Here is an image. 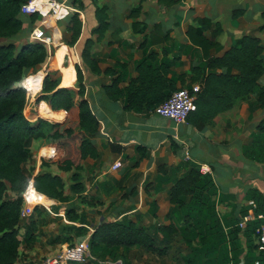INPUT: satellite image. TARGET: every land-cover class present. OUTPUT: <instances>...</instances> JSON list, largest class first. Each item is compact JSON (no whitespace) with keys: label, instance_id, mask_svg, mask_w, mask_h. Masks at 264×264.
<instances>
[{"label":"trees","instance_id":"obj_1","mask_svg":"<svg viewBox=\"0 0 264 264\" xmlns=\"http://www.w3.org/2000/svg\"><path fill=\"white\" fill-rule=\"evenodd\" d=\"M27 1L0 0V264H16L20 256L19 248L23 242L19 238L24 203L22 191L26 185L28 186L24 164L32 156V142L43 140L49 148L55 149L53 155L41 158V164L44 167L55 164L60 170L73 171L71 190L75 193L84 190L78 172L82 168V161L87 157L97 158L100 155L93 140L100 129V121L86 97L84 75L79 64L74 65L78 83L75 88L60 86L57 79L49 75L45 77L43 92L37 97V101L40 102L38 110L44 118L39 117L31 121L24 113L27 97L21 81L28 68L46 62L49 56L48 47L40 41L30 40L18 45L12 39L24 27L21 8ZM158 1L171 6L181 0ZM101 11L104 12L100 8L97 16L100 28L103 29L108 21L107 15L101 14ZM140 11L141 5L132 14L138 16ZM243 12V10L234 12V17L242 15ZM27 17L35 23L39 14L34 13ZM68 18L70 21L66 29L70 32L71 38L68 44L74 45L81 34L82 22L78 13H73ZM140 23L134 22V27L137 28ZM160 28L161 22L155 23L154 29L150 36L145 38L144 43L149 40L156 44L167 40L169 32L163 33L161 39L155 38V33ZM207 30L211 31V36L205 34ZM222 31L219 21H213L209 17L196 18L195 23L188 27L187 35L192 44L200 48L204 60L202 63L193 65L189 73L175 74L171 71V62L166 59L159 60L158 51L153 49L137 63V76L133 77L127 86H119L122 81L119 76L105 85L108 95L114 100L125 99V107L129 110L149 113L180 88L178 82L184 87L199 82L201 89L197 93V109L188 116V122L198 130H203L219 114L234 107L238 101L251 97L254 91L260 88L257 97L250 101V111L264 108V85L260 86L259 83L264 75V41L258 36L246 34L223 55H212L211 50L219 47L217 37ZM65 54H68L72 61L71 47L66 45L62 56ZM82 59L95 73L102 72L97 66V60L91 55L89 41L83 48ZM111 71V68H107L104 72ZM52 118L64 120L61 122L48 120ZM262 138L264 118L257 125L251 141L244 147V154L248 158L264 163ZM260 145L261 151L258 149ZM49 148L45 147L43 152L49 153ZM141 159L142 156L136 163L138 164ZM184 169L185 171L178 176ZM171 171L176 177L169 189V200L172 205L166 219L170 220V223L158 225L161 243L145 226L130 218L104 221L95 227L89 239L93 255L102 260L109 255L115 260L119 257V250L129 251L137 247L163 256L168 252V244L179 233L186 236L190 245L191 233L198 236L202 244L213 242L224 235V227L215 209L219 188L213 175L203 173L199 164L190 160L180 162L172 167ZM160 172L166 173L168 169L162 166ZM8 185L12 191L22 194L7 197ZM27 186L26 190L29 187ZM34 186L37 191L50 198L69 200L64 193L63 179L58 174L44 170L35 177ZM82 198L85 199L84 196ZM245 199L247 203L241 206L238 222L229 234L235 239L242 229L246 239L250 241V246L259 249L256 229L264 221L260 217H264V192L257 187H250L246 191ZM154 205L152 212L155 214L157 206ZM182 209H185V212L177 224L174 217ZM250 214L254 218L249 220L245 227H240L241 219ZM67 217L72 221L85 220L74 208L67 209ZM80 227L78 236L86 232L85 227ZM26 239H34L32 229L26 232L23 240ZM213 249L214 245L210 246L207 252H213ZM204 255L203 250L192 247L184 259L187 264H210L209 260L203 261ZM257 258L264 264V248L258 251Z\"/></svg>","mask_w":264,"mask_h":264},{"label":"crops","instance_id":"obj_2","mask_svg":"<svg viewBox=\"0 0 264 264\" xmlns=\"http://www.w3.org/2000/svg\"><path fill=\"white\" fill-rule=\"evenodd\" d=\"M59 1H67L73 8L70 15L78 13L82 22L81 34L74 44L75 50H72L73 62L66 55L69 56L72 68L68 69L69 74L60 81V86H77L74 65L79 64L84 75L86 97L100 121V129L93 139L100 155L97 158L87 157L82 161V168L78 172L84 190L75 193L71 190L73 171L60 170L55 164L49 167L41 164V158L53 155L55 149L38 145L39 140L32 142L31 151L32 157H36V168L30 171L33 185L31 183L23 195L27 202L41 204L32 206V212L21 218L19 238L21 229L25 230L24 237L32 229L34 239L22 242L20 254L25 251L29 255L24 254L22 260H19V256L16 264L29 262L34 253L43 251L42 244L48 245L47 240L60 236L62 233L53 225L61 221L62 224L78 222V227L86 228L84 234L75 237L74 243L82 240L89 242L95 227L104 221L130 218L143 226L154 222L157 225L170 223L166 214L172 205L169 189L173 179L168 176L170 169L182 161L207 164L222 192L235 195L240 206L247 203L245 195L248 188L257 187L264 192V163L252 160L244 154L245 145L251 141V132L264 118V108L250 111L252 96L238 101L203 130H198L188 121L175 123L153 111L144 113L129 110L125 107V99H112L105 88V85L118 76L122 80L119 86H127L137 76V63L153 49L158 51L159 60L166 59L171 62L170 68L175 74L189 73L193 65L204 61L200 48L192 44L187 35L188 27L198 17H209L222 25L223 31L217 37L219 47L211 50L212 55H223L246 34L258 36L264 41V0H181L171 6L158 0ZM140 5L138 16L132 14ZM100 8L104 10L101 14L105 13L108 21L103 29L100 28L97 16ZM238 10H243V14L234 17V12ZM46 19L48 27L53 26V39L58 41L59 21L56 22L51 15H47ZM64 21L67 23L70 19ZM136 21L141 22L137 28L134 27ZM158 22H161V28L155 33V38L161 39L166 32H169V38L156 44L149 40L144 43ZM63 29L65 33H70L66 26ZM205 34L211 36V31L207 30ZM21 35L19 33L12 39L23 40ZM87 41L101 73H95L82 59V51ZM65 47L66 45L58 52V60H61ZM107 68L112 71L105 73ZM38 72L31 76L30 86L25 85L33 95L38 92L37 97L43 92L41 87L44 77V73ZM259 83L260 86L264 85L261 79ZM178 85L184 87L180 82ZM35 89L38 91L35 92ZM63 119H55L54 122H61ZM45 147L50 149L49 153L43 152ZM140 156L142 159L137 164ZM117 162L120 166L114 169L113 165ZM162 166L168 172H160ZM44 170L62 177L64 193L69 200L50 198L36 190L35 177ZM184 171L185 169L180 171L178 176ZM27 175L29 177L28 173ZM11 192L14 193L8 185V193ZM53 203L57 209L78 208L76 212L86 214L84 222L70 220L67 210L56 211L50 205ZM154 204L157 206L155 214L152 212ZM43 215L46 217L43 218ZM56 215L62 218L57 221ZM25 247L27 248L24 249Z\"/></svg>","mask_w":264,"mask_h":264},{"label":"rangeland","instance_id":"obj_3","mask_svg":"<svg viewBox=\"0 0 264 264\" xmlns=\"http://www.w3.org/2000/svg\"><path fill=\"white\" fill-rule=\"evenodd\" d=\"M38 22H39L38 20L35 23L31 22L30 20L27 21L26 18L24 17V24L27 23V25H24L22 31L20 32L22 34L21 36H23L24 39L23 40L22 39L18 40L16 38L14 39L18 45H21L24 42L32 40L31 34L33 32V28L38 24ZM67 23L64 20H61L57 23L59 31H60V39L58 41L54 40L52 44L48 46L49 56L46 62L36 67L28 68L26 70L25 76L23 78V85L30 86L29 84H31V76L33 75V73L38 72V71H39L38 72L39 74L44 73L41 92L43 91L44 80L47 75L51 76L53 79H57L59 82L65 79L66 76H68L69 74L68 69L71 66L69 62V58H68L69 56L66 57V55L68 54L63 55L61 60L57 59V54L63 46L67 45L71 47L72 50H75L74 48L76 47L74 45L68 44V41L71 39L70 33H65L66 31H63L64 30L63 28L64 26H66ZM47 28H48V33L52 34L54 37L53 26L49 25V27ZM261 82L262 84H264L263 77L261 78ZM185 87H188V86H185ZM260 90L261 88L258 89L257 92L253 93L252 100H254L257 97ZM37 91L38 89L37 90L35 89V92ZM30 93L31 94H29V96L26 95L27 103H26V108H25L24 113L29 120L35 121L38 117H42L40 116L41 114L39 113L38 108H36L38 106V101H37L38 92L34 95L32 92ZM34 117H37V118L32 120ZM54 120L55 119L53 118L50 119V121H54ZM256 128L251 132V137L256 131ZM261 142H262V146L264 147V138H262ZM38 145H41V146L46 145V142L43 140H39ZM260 148H261V145L258 148L259 151H261ZM35 161H36V157L31 156L29 160L24 164V169H25V172L29 174V179H31L30 171L33 168H36V166H34ZM27 165L29 166L27 167ZM168 177L169 179H174L176 177V174H174L171 171ZM26 186H25V189L22 191L23 194H24V191L26 190ZM218 188L219 190L216 196L215 209L221 220L222 226L224 227V235L222 234V237L218 238L217 240L213 242H209L207 244L206 243L202 244L200 243V238L191 233L189 236V239L192 240V244L190 245L188 244V239H186V236H183L181 233H179L178 235H176L175 239L171 243L168 244L169 245L168 252L167 254L163 256L149 253L142 248L133 247L129 251H125L123 249L119 250L118 251L119 257L115 260L113 257L109 255H106L105 258H103L102 260L99 257H96L95 255H93L90 251V253L86 254L85 260L81 264H112L113 262H118V261L121 264H187L184 259V256L190 252L192 247H196L200 250H203V253L205 254L203 257V261L209 260L208 263L210 264H213L215 262L216 264H262L261 261L258 260L257 258L258 251H260L261 249L260 248L253 249V247L250 246V241L246 239V236L244 235V230L241 229L240 233L237 235V238L235 239H232V237L230 236L229 234L230 230L237 224L238 218L240 217L241 206L240 204H238V200L235 195L223 193L219 185H218ZM19 194L20 193L18 192H14V193L11 192V194L7 192V197L9 196L16 197ZM23 194L22 196L24 200V203H23L24 207L37 205L35 203L27 202ZM50 205L51 207L54 206L52 208L59 212L67 210V208L57 209L55 207L56 204L54 203ZM72 208L78 211V208L76 207H72ZM184 212H185V209H182L177 213V216L175 215L174 220L177 224H179L180 220H182ZM78 214L81 215L83 219L86 218V214H84V212H79ZM44 216L46 217V215H43V218ZM59 218H62V216H59V215L55 216V220L58 221ZM24 221L27 222V220H24ZM57 224L53 225V227H56L59 230V232L62 234L55 238L51 237L52 239L47 240L48 245H46V243L42 244L43 247L46 246L45 250L42 247L41 248L43 250L42 252L39 251L37 253H34L33 256L31 257V260L29 262H25L24 264H42L43 261H47L51 259L52 256H54L55 252H57V250L61 246L74 244V239L76 236H78L80 232V229L78 228H81V227H78L79 226L78 222L62 224V221H61ZM145 227L156 238V240L159 243H161V240H160L161 235L159 234V231H158L157 222H154L150 224L149 226H145ZM21 231L22 232H20V236L21 238H23L24 237L23 231L25 230L21 229ZM22 241L25 242L23 239ZM254 241H252V243ZM212 245L215 246V249H213V252H207L208 248ZM26 248L27 247H25L24 249ZM24 254L27 256L29 255L25 251H22V254H20L19 260H22ZM226 254H228V256Z\"/></svg>","mask_w":264,"mask_h":264},{"label":"built area","instance_id":"obj_4","mask_svg":"<svg viewBox=\"0 0 264 264\" xmlns=\"http://www.w3.org/2000/svg\"><path fill=\"white\" fill-rule=\"evenodd\" d=\"M72 6L68 4L67 1L59 0H28L22 5L21 14L27 18V16L38 13V24L33 28L31 34L32 41H40L44 43L47 47L54 41L53 35L48 33V23L47 15L56 21H61L70 16ZM21 85L26 90V95L29 96L30 89ZM201 85L199 82L193 83L190 87H180L175 90L167 100L159 104L153 112L171 119L175 123H184L188 121V116L191 112L197 109V93L200 91ZM120 163H114L113 168L117 169ZM200 170L203 173H211V169L207 164H199ZM33 182L28 177V186ZM27 186V187H28ZM41 204V203H35ZM32 212V206H26L23 208L22 216H26L27 213ZM264 219V217L260 216ZM253 215L244 216L240 221V226L245 227L246 223L253 219ZM257 241L259 243V248H264V221L256 229ZM87 253H90L89 242L83 240L79 243L73 245L61 246L51 259L45 261L43 264H81L85 260ZM112 264H121L118 262H113Z\"/></svg>","mask_w":264,"mask_h":264}]
</instances>
